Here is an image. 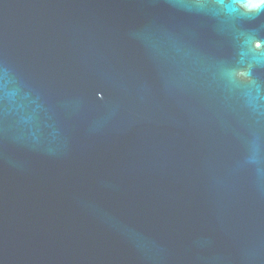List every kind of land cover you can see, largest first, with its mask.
<instances>
[{
    "label": "water",
    "instance_id": "95a60500",
    "mask_svg": "<svg viewBox=\"0 0 264 264\" xmlns=\"http://www.w3.org/2000/svg\"><path fill=\"white\" fill-rule=\"evenodd\" d=\"M0 264H264V8L0 0Z\"/></svg>",
    "mask_w": 264,
    "mask_h": 264
},
{
    "label": "clouds",
    "instance_id": "9594fccd",
    "mask_svg": "<svg viewBox=\"0 0 264 264\" xmlns=\"http://www.w3.org/2000/svg\"><path fill=\"white\" fill-rule=\"evenodd\" d=\"M253 5H255L257 9L264 8V0H253Z\"/></svg>",
    "mask_w": 264,
    "mask_h": 264
},
{
    "label": "snow or ice",
    "instance_id": "6c2138e0",
    "mask_svg": "<svg viewBox=\"0 0 264 264\" xmlns=\"http://www.w3.org/2000/svg\"><path fill=\"white\" fill-rule=\"evenodd\" d=\"M253 7H255V5H253Z\"/></svg>",
    "mask_w": 264,
    "mask_h": 264
}]
</instances>
